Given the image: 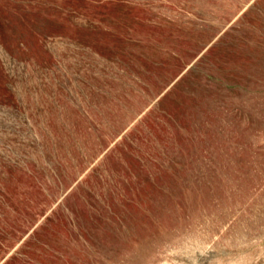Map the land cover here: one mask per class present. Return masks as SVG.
Returning <instances> with one entry per match:
<instances>
[{
    "label": "rangeland",
    "instance_id": "1",
    "mask_svg": "<svg viewBox=\"0 0 264 264\" xmlns=\"http://www.w3.org/2000/svg\"><path fill=\"white\" fill-rule=\"evenodd\" d=\"M0 264H264V0H0Z\"/></svg>",
    "mask_w": 264,
    "mask_h": 264
}]
</instances>
